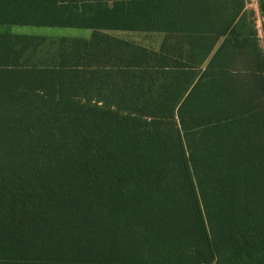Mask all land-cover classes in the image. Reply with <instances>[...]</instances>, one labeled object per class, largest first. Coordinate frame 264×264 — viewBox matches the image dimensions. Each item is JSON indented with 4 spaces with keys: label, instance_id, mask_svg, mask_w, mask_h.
I'll return each mask as SVG.
<instances>
[{
    "label": "trees",
    "instance_id": "trees-1",
    "mask_svg": "<svg viewBox=\"0 0 264 264\" xmlns=\"http://www.w3.org/2000/svg\"><path fill=\"white\" fill-rule=\"evenodd\" d=\"M176 1L0 0V26L94 29L0 31V264H264L255 13L229 0L206 45Z\"/></svg>",
    "mask_w": 264,
    "mask_h": 264
},
{
    "label": "crops",
    "instance_id": "crops-1",
    "mask_svg": "<svg viewBox=\"0 0 264 264\" xmlns=\"http://www.w3.org/2000/svg\"><path fill=\"white\" fill-rule=\"evenodd\" d=\"M250 1L251 0H244V7L241 10V12H239V16L237 19H235V22L233 23V25L237 24V21L240 19L241 16L254 11L255 16H256V28L258 29V34L260 37V40H259L260 45L261 47L264 48L263 18H262L261 10L259 7L260 0H257L258 9H259L258 13L256 12L254 8H249L248 4ZM228 2L229 0H189V1L179 0V1L174 2L171 5V7L178 14L181 11L183 12L184 10H187L190 13V15L187 16V20L184 21V25L186 27L193 28L194 33H197L198 35L199 34L205 35L207 32L208 39H206L204 43L206 45H210L212 42L210 32L213 31L214 29L221 30L224 28L221 22V16L224 17L225 15H227V9L230 6ZM201 14L203 15V17L200 16ZM259 20H261V28H259ZM15 26H19V25H15ZM37 28L58 29L60 31V35L73 36V37H79V38H85V39L91 38L94 32V29L92 28H79V27L37 26ZM227 29L228 27L224 28V30H227ZM103 32L110 34L112 36H116V37H120L123 39L133 41L136 44L142 45L151 50H155L156 52H161V49H163L165 32L161 30L150 31V30L104 29ZM119 32H135V33L138 32V33H146V34L154 35L158 38L157 45L152 47L146 44H142L140 42L128 39L124 36L117 34ZM226 36L227 35H220L219 38L215 41L213 45V49L209 51L207 58L204 60L203 64L200 66L202 70H205L208 67V65L211 63L212 58L214 57L218 48L224 42ZM258 102H259V106H264V91L263 90H261V94L259 96Z\"/></svg>",
    "mask_w": 264,
    "mask_h": 264
},
{
    "label": "rangeland",
    "instance_id": "rangeland-1",
    "mask_svg": "<svg viewBox=\"0 0 264 264\" xmlns=\"http://www.w3.org/2000/svg\"><path fill=\"white\" fill-rule=\"evenodd\" d=\"M248 6L249 8H254L257 13L259 12L257 0H251ZM259 28H261V20H259ZM0 31H11L13 33H35V34H46V35H60V31L58 29L37 28V26H31V25L0 26ZM117 34L124 36L128 39L135 40L142 44L152 46V47L157 45L158 38L151 34L138 33V32L137 33L119 32ZM219 85H220V88H224L225 91L228 89V87L224 85L223 83H219ZM209 88L211 91H213L215 89V86L211 84Z\"/></svg>",
    "mask_w": 264,
    "mask_h": 264
}]
</instances>
